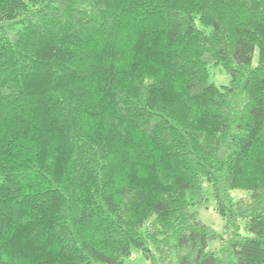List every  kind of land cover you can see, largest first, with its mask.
<instances>
[{
	"label": "trees",
	"instance_id": "obj_1",
	"mask_svg": "<svg viewBox=\"0 0 264 264\" xmlns=\"http://www.w3.org/2000/svg\"><path fill=\"white\" fill-rule=\"evenodd\" d=\"M135 249L264 264V0H0V264Z\"/></svg>",
	"mask_w": 264,
	"mask_h": 264
},
{
	"label": "rangeland",
	"instance_id": "obj_2",
	"mask_svg": "<svg viewBox=\"0 0 264 264\" xmlns=\"http://www.w3.org/2000/svg\"><path fill=\"white\" fill-rule=\"evenodd\" d=\"M258 55L256 53L254 57V64L257 63ZM209 79L211 82L219 86H226L230 84L231 76L226 71L222 69L219 65L210 66L209 69ZM250 192L244 189H234L232 195L234 197L246 196ZM216 200L212 194L207 196V200L203 203L196 204L192 206V210L196 212L199 220L203 223L211 226L219 236L211 240L209 244L210 249H217L221 244V236L224 233V219L223 216L216 209ZM240 232L242 234H247L245 230L244 223L241 224ZM147 260L144 258L139 249H135L131 258L127 259V264H146Z\"/></svg>",
	"mask_w": 264,
	"mask_h": 264
}]
</instances>
